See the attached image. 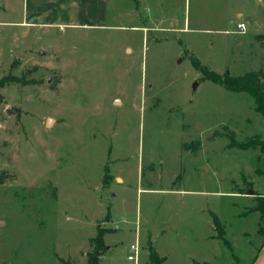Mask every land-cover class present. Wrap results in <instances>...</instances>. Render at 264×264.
<instances>
[{
	"label": "rangeland",
	"instance_id": "obj_1",
	"mask_svg": "<svg viewBox=\"0 0 264 264\" xmlns=\"http://www.w3.org/2000/svg\"><path fill=\"white\" fill-rule=\"evenodd\" d=\"M100 22L0 26V78L29 82L0 90V264H84L99 229L102 264H264V155L237 146L264 118L208 77L264 69V0H107Z\"/></svg>",
	"mask_w": 264,
	"mask_h": 264
},
{
	"label": "crops",
	"instance_id": "obj_2",
	"mask_svg": "<svg viewBox=\"0 0 264 264\" xmlns=\"http://www.w3.org/2000/svg\"><path fill=\"white\" fill-rule=\"evenodd\" d=\"M106 1L107 0H0V26L17 28V39L19 38V34L23 33L29 35L37 28L49 29L55 26H100L102 24L100 21L105 17ZM35 31L36 30H34V32ZM242 195L252 196L254 199L257 195L264 196V192L258 193L257 195H247V193ZM89 251L90 250L85 251L86 259L83 260L84 264L87 261V253ZM101 256L100 263L102 264ZM72 257L69 259L74 262L76 259ZM262 261H264V258ZM238 264L243 263L238 261Z\"/></svg>",
	"mask_w": 264,
	"mask_h": 264
},
{
	"label": "trees",
	"instance_id": "obj_3",
	"mask_svg": "<svg viewBox=\"0 0 264 264\" xmlns=\"http://www.w3.org/2000/svg\"><path fill=\"white\" fill-rule=\"evenodd\" d=\"M209 79L224 87L225 89L233 92H247L255 101V110L260 113L264 118V69L261 68L257 71H250L243 75L232 76L229 72L224 75H218L216 72H208ZM15 81H23L29 83L23 77H18L9 73L0 78V90L5 87L8 83ZM3 99V95L0 94V101ZM257 142L249 140L246 143H239L237 146L242 149H259L264 155V139L259 135L256 137ZM261 175H264V170L260 171ZM4 176L0 175V183H4ZM256 194V193H255ZM257 208L261 212L260 224L258 228V235L262 238L264 243V196H257ZM215 226H220L219 219L214 215ZM93 249L87 253V261L85 264H101L100 256L102 255L104 246V231L99 229L97 235L92 240ZM63 264H72L71 259L60 258ZM150 260L153 264H163L164 258L160 257L159 254L150 246Z\"/></svg>",
	"mask_w": 264,
	"mask_h": 264
},
{
	"label": "built area",
	"instance_id": "obj_4",
	"mask_svg": "<svg viewBox=\"0 0 264 264\" xmlns=\"http://www.w3.org/2000/svg\"><path fill=\"white\" fill-rule=\"evenodd\" d=\"M248 29V25L244 20H240L237 23V32L238 33H246ZM130 254L128 255V259L129 260H134L135 262H138V257H139V253H140V247L138 245V243L136 244H131L130 246Z\"/></svg>",
	"mask_w": 264,
	"mask_h": 264
},
{
	"label": "water",
	"instance_id": "obj_5",
	"mask_svg": "<svg viewBox=\"0 0 264 264\" xmlns=\"http://www.w3.org/2000/svg\"><path fill=\"white\" fill-rule=\"evenodd\" d=\"M197 86H198V83L194 82L193 87L197 88ZM50 122H51V120H49V123ZM254 194H255V190L253 188H250V189L247 190V195H254ZM255 209L258 210V208H255ZM0 224H1V222H0Z\"/></svg>",
	"mask_w": 264,
	"mask_h": 264
}]
</instances>
